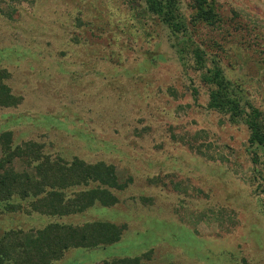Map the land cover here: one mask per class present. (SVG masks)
Masks as SVG:
<instances>
[{"label": "rangeland", "instance_id": "374dc122", "mask_svg": "<svg viewBox=\"0 0 264 264\" xmlns=\"http://www.w3.org/2000/svg\"><path fill=\"white\" fill-rule=\"evenodd\" d=\"M178 1L185 30L173 34L144 0H0V88L15 102L0 107V159L3 146L34 142L115 176L60 189L68 204L92 189L116 200L101 195L77 214L40 212L38 197L1 200L0 244H21L20 264L37 231L97 220L121 226L118 239L49 264H264V145L208 108L204 82L216 65L243 109L264 115V0Z\"/></svg>", "mask_w": 264, "mask_h": 264}, {"label": "trees", "instance_id": "16d2710c", "mask_svg": "<svg viewBox=\"0 0 264 264\" xmlns=\"http://www.w3.org/2000/svg\"><path fill=\"white\" fill-rule=\"evenodd\" d=\"M144 3L148 12L158 16L171 33H182L185 30V26L179 18L178 0H144ZM202 13L212 17L210 11H202ZM194 56L196 64L203 67L204 55L202 52L196 51ZM204 82L210 87L208 108L224 112L231 122L242 120L250 132L249 142L264 145L263 113L249 104L247 105L249 111L243 109L237 88L225 79L216 65L206 71ZM3 90L1 86L0 107L14 105L15 102L11 101L8 93L5 94V90ZM4 134L1 133L0 136ZM6 134L11 142L10 134ZM0 142L2 143V141ZM2 148L6 149V154L0 159V201L12 198L14 195L38 197L39 202L43 205L37 206L40 212L48 211L60 215L81 213L96 201H100L98 197L102 198L101 195L104 197L100 202L105 205H112L116 201L108 191L92 189L78 194L73 200H68V204L65 201L66 198L59 191L70 184H78L89 179L104 183L108 182L111 185V182L115 181V176L113 169L110 167L99 163L87 164L75 158L70 163L57 162V159L53 160L43 152L41 145L34 142H26L24 148L19 146H12L11 148L10 144ZM21 149L26 150L21 151ZM33 154L34 157L31 158ZM16 158L27 163L28 173H19L21 175L14 173L10 165ZM61 164L63 166H60ZM56 166L62 167V169H57ZM53 174L55 176H52ZM46 195H49L51 202L56 201L57 203H48L45 200ZM48 227L50 228L37 231L34 239L32 237L27 238L24 250H22L27 264H49L54 258H59L69 247H94L114 242L120 236L122 229L121 226L117 227L112 222L102 220L92 221L90 224L85 225L51 224ZM44 242L51 245H47L44 249L50 250V256L47 259H43L45 257V252H43ZM20 245L9 247L7 244H0V264H12L11 261H14V264H20L21 258L16 259V255L20 250L16 247H20ZM31 250L33 256L30 253L26 257ZM44 260L45 262H42Z\"/></svg>", "mask_w": 264, "mask_h": 264}]
</instances>
